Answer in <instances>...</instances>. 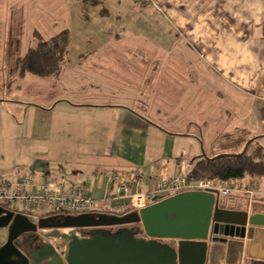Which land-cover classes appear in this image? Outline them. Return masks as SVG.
<instances>
[{
	"label": "rangeland",
	"instance_id": "374dc122",
	"mask_svg": "<svg viewBox=\"0 0 264 264\" xmlns=\"http://www.w3.org/2000/svg\"><path fill=\"white\" fill-rule=\"evenodd\" d=\"M6 1L0 0V179L26 173V161L36 158L48 161L52 177L66 182L88 180L92 167L108 170L107 157L98 150L102 148L101 137L111 132L112 122L107 123L98 114L112 116L111 111H97L88 103L127 101L124 96L130 92L125 89L134 91L133 85L152 66L155 71L150 80L163 87L168 84V91L163 90L166 101L182 104L170 113L176 123L190 120L191 130L198 131L201 114H205L210 130L236 133L242 140L252 128L259 130L258 117H253L250 104L264 89V44L250 53L251 58H244V50L237 47L241 58L235 59L245 61L243 69L252 70L231 71L226 63L207 57L196 38L197 34L219 37L217 33L229 26L216 30L215 26H204L201 10H194L191 24L185 29L173 24L188 10L170 5L167 9L156 0H98L94 5L89 0H12L13 7ZM242 11L238 9L237 13ZM226 12L234 14L235 9ZM260 26L251 24L247 28L262 31ZM64 30L69 45L59 75L39 77L27 73L20 77L12 73L18 55ZM211 41L230 46L226 38ZM201 98L207 100V105L201 106ZM222 98L231 105L222 106L223 116L211 114L208 99ZM203 139L207 155L209 140H214L219 149H231L223 135ZM237 146L233 151L249 154L257 148L247 142ZM31 176L40 179L35 173ZM234 199L221 196L229 208L235 205ZM53 243L64 253L65 244Z\"/></svg>",
	"mask_w": 264,
	"mask_h": 264
},
{
	"label": "crops",
	"instance_id": "0c3cea01",
	"mask_svg": "<svg viewBox=\"0 0 264 264\" xmlns=\"http://www.w3.org/2000/svg\"><path fill=\"white\" fill-rule=\"evenodd\" d=\"M8 1L11 2V7H13L12 0H7L5 3L8 4ZM156 2L158 5L161 4L167 7V9H170V5L180 6L188 10L183 16H178L176 20L174 19L177 23L173 25L177 27L181 25L187 29L188 25L191 24V14L194 15V10H201V14L204 17V20H201L203 21L201 24H204V26H215V30L219 26L222 27V25L229 26L230 33L225 32L228 28H223L220 33H217L220 34L219 37L197 34V41H201V47L205 50L204 53L207 57L213 58L215 62L226 63V68H230L231 71L244 72L252 70L243 69L247 64L244 60L235 59L238 56L236 51L237 47H239L246 54L244 58H251L250 53L258 50V48L260 49L261 45L264 44V0H156ZM227 9H235V13L226 15L224 11L226 12ZM238 9L243 11L237 13ZM235 18L238 19L236 20ZM154 21L156 22L157 20L154 19ZM256 21H259V24H256ZM251 24H261L263 26H260L262 31L259 29L258 31L248 29L247 26ZM259 32H262V34L258 35ZM229 35H233L238 39H232ZM214 38L218 41L226 38L229 40L230 46L211 41ZM238 57L241 58L240 56ZM232 58L234 59L232 60ZM226 60L230 61L227 62ZM162 67L164 68V66ZM145 71L147 73L139 77L141 79L140 82L133 85L134 91L125 89L130 92L128 97L124 96L127 101L88 103L95 106L97 111H111L112 115L103 114L102 112L98 114L107 123L109 121L112 122H110L111 132L109 135L100 136L101 141L99 144H101L102 148L98 150V152L106 155V161L108 162L106 166L109 169L100 170L92 167L89 179L83 181L90 195L101 202L102 207L99 212L124 214L131 211L129 198L115 197L116 184L109 182L111 175L114 173L118 174L122 181H125L130 171L135 168L142 169L146 174V181L140 190L147 191L160 177H171L181 172L189 173L194 160L202 154V151H205L203 150V146L206 147V141L203 139L205 136L211 139L220 134L227 138L226 145L231 144V149H219L214 140H209L210 151L209 155H207L209 157L223 153L234 154L242 152L233 150L238 147L237 145L248 143L249 140H252L250 143L256 146L258 144L261 145L260 139L264 138L263 87L260 93L257 94V98L252 99L250 104V110L254 113L253 117H258L259 130L252 128L249 131V135H246L242 140L237 137L236 133L219 132L215 131V129L210 130L207 124L208 120L204 116L205 114H201L203 119H201V124L198 123L199 125H197L198 131L191 130L190 120L187 122L183 121L182 125L181 122L176 123L170 113L175 106L182 104L180 101L176 104L166 101L167 94H163V90L168 91L166 90L167 83L163 87V84L159 86L150 80L151 73L155 71L154 66ZM135 72L137 71L133 70V73ZM156 89H160V91L156 92ZM196 97L199 98V94ZM61 100L65 102V99ZM208 100H210L211 114L215 115L218 112L219 115L223 116L222 106L231 105L225 98ZM206 101V99L201 98V106L207 105ZM71 105V107H74L72 103ZM75 105L79 107L82 106V103ZM179 111L181 110L179 109ZM251 120L249 119L247 122ZM214 122H217V119ZM235 128L241 127L236 126ZM225 133L227 134L225 135ZM199 142L201 146H199ZM262 144L264 146V140ZM26 162L28 173L19 174L31 176V173H35L40 177V179H35L31 176L35 182L63 181L52 177V166L45 159L36 158L33 161ZM249 177L253 176H247L241 182L237 180V182L235 180L229 181L241 186L246 184ZM252 179L255 181L254 186L258 189V193L253 197L243 193L233 196L235 205L230 207L248 210V224L242 228L233 225L223 226L225 224H215L214 226V235L221 238V242L225 243L222 244L223 246H219L218 251L220 256L218 261L224 260V264H249L252 259L264 260V177H253ZM67 182L78 183L82 181L69 179ZM222 183L226 182L222 181ZM130 191L133 192L134 189ZM227 203L228 201L222 202L225 207L229 208L230 205ZM41 214L42 212H39L36 216ZM7 236V228L0 227V246L5 243Z\"/></svg>",
	"mask_w": 264,
	"mask_h": 264
},
{
	"label": "water",
	"instance_id": "95a60500",
	"mask_svg": "<svg viewBox=\"0 0 264 264\" xmlns=\"http://www.w3.org/2000/svg\"><path fill=\"white\" fill-rule=\"evenodd\" d=\"M200 156L209 157L204 151ZM248 215V210L222 206L218 190L180 192L124 214L35 219L0 206V227L8 230L0 246V264H224L218 261V251L225 243L214 235V226L242 228ZM39 229L50 242L41 240L26 253L20 237ZM52 242L65 244L63 255Z\"/></svg>",
	"mask_w": 264,
	"mask_h": 264
},
{
	"label": "built area",
	"instance_id": "2783aa9c",
	"mask_svg": "<svg viewBox=\"0 0 264 264\" xmlns=\"http://www.w3.org/2000/svg\"><path fill=\"white\" fill-rule=\"evenodd\" d=\"M249 177L245 185L213 179L195 180L189 173L181 172L171 177H160L147 191L146 174L140 168L130 171L125 181L116 173L110 183L116 184L115 197L129 198L130 209L139 210L156 201L189 190H218L220 196L233 197L240 193L251 197L258 193L255 181ZM134 189L133 192L130 190ZM0 206L22 212L36 218L37 213H64L77 215L99 212L101 202L93 198L85 183L66 181L35 182L31 176L19 174L15 179H0Z\"/></svg>",
	"mask_w": 264,
	"mask_h": 264
},
{
	"label": "trees",
	"instance_id": "16d2710c",
	"mask_svg": "<svg viewBox=\"0 0 264 264\" xmlns=\"http://www.w3.org/2000/svg\"><path fill=\"white\" fill-rule=\"evenodd\" d=\"M89 1L93 5L98 2V0ZM68 45V32L64 30L47 40L40 41L35 47H30L23 55H18L11 71L20 77H24L27 73L39 77L59 75L68 52ZM189 176L195 180H237L238 182L247 176L264 177V146L257 145L250 154L245 152L241 155L198 157L192 164ZM249 264H264V260L252 259Z\"/></svg>",
	"mask_w": 264,
	"mask_h": 264
},
{
	"label": "flooded vegetation",
	"instance_id": "af4514ba",
	"mask_svg": "<svg viewBox=\"0 0 264 264\" xmlns=\"http://www.w3.org/2000/svg\"><path fill=\"white\" fill-rule=\"evenodd\" d=\"M222 206H224L222 204ZM225 207V206H224ZM3 208H6V207H3ZM6 209H9V210H12L10 208H6ZM17 212V211H15ZM48 215H68V214H64V213H46V214H41L40 216H37L35 219H38L40 217H44V216H48ZM31 218H34L32 216H30ZM117 227H114V229H116ZM41 231L42 230H38L37 232H29V233H25L23 234L20 239H19V244H20V247L26 252V253H29L31 248H34L36 245L39 244V242L41 240H44L46 242H50L49 239L47 238H44L42 235H41ZM172 242V241H170ZM53 243V242H52ZM54 244V243H53ZM64 244V243H63ZM65 248V247H64ZM61 254L63 255V251H60Z\"/></svg>",
	"mask_w": 264,
	"mask_h": 264
}]
</instances>
